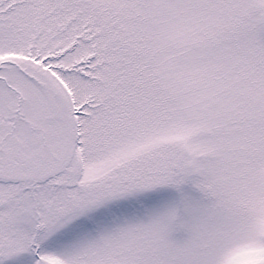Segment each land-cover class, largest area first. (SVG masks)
I'll use <instances>...</instances> for the list:
<instances>
[{
    "label": "snow or ice",
    "instance_id": "snow-or-ice-1",
    "mask_svg": "<svg viewBox=\"0 0 264 264\" xmlns=\"http://www.w3.org/2000/svg\"><path fill=\"white\" fill-rule=\"evenodd\" d=\"M0 264H264V0H0Z\"/></svg>",
    "mask_w": 264,
    "mask_h": 264
}]
</instances>
